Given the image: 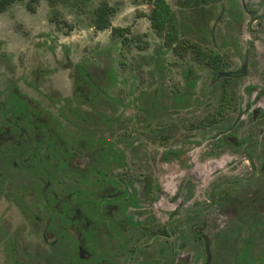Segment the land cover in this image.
Here are the masks:
<instances>
[{
  "label": "flooded vegetation",
  "instance_id": "1",
  "mask_svg": "<svg viewBox=\"0 0 264 264\" xmlns=\"http://www.w3.org/2000/svg\"><path fill=\"white\" fill-rule=\"evenodd\" d=\"M105 1L101 69L0 62V264H264V0H144L133 47Z\"/></svg>",
  "mask_w": 264,
  "mask_h": 264
},
{
  "label": "rangeland",
  "instance_id": "2",
  "mask_svg": "<svg viewBox=\"0 0 264 264\" xmlns=\"http://www.w3.org/2000/svg\"><path fill=\"white\" fill-rule=\"evenodd\" d=\"M107 1L117 9V14L112 19L114 26L134 27L127 36L132 42L127 41L126 45L133 47L135 37L139 38L141 44L138 45L141 46H152L158 43L159 40L149 30L147 19L143 18V15H148L151 9L147 2H143L144 0ZM94 5H96L95 0H85L84 4L78 7H73L71 1L63 2L59 3L55 8L56 12H53L47 1L39 0L38 3L31 5L34 7L33 12H29L25 0L16 2L7 11L0 14V62L13 67L16 73H20L22 65L36 67L46 64L55 67L62 61L60 60L62 50L67 48L73 54H77L73 55L76 60L81 56L80 52L84 51V55L87 54L90 57L92 65L101 69L107 65V61L102 57L104 54L102 56L98 54L101 53L99 51H104L105 45L108 43L112 46H119V44L109 38L108 31L95 32L90 28V8ZM94 50L97 51V54L92 55ZM47 51H53L57 57L56 60ZM131 53L134 54L129 51L126 57H121V63L125 62L129 65V62L135 61L133 55V59H131ZM101 57L103 61L100 60ZM2 66L0 65V71ZM121 69L124 74H121L120 78L131 76L130 66L122 68L121 65ZM140 70L136 73L135 78L138 84L137 93L142 94L148 92L145 89H148L149 83L153 84L154 82L150 81L153 76L151 77L147 73L145 67ZM64 74L53 76V79L63 87L66 85L63 80ZM123 89L121 88L122 92ZM113 90L110 92L114 93ZM65 92L69 91L65 90ZM18 232V228L13 231L15 236ZM1 259L2 254L0 253V263Z\"/></svg>",
  "mask_w": 264,
  "mask_h": 264
},
{
  "label": "trees",
  "instance_id": "3",
  "mask_svg": "<svg viewBox=\"0 0 264 264\" xmlns=\"http://www.w3.org/2000/svg\"><path fill=\"white\" fill-rule=\"evenodd\" d=\"M22 0H0V13L5 11L15 2ZM38 0H29V2H37ZM50 7L55 11V6L58 3L68 0H46ZM71 1L73 7H78L83 5L85 0H69ZM97 1L96 7L92 11V26L96 30H105L110 26V16L113 14V8L108 5L105 0H95ZM152 4H155L156 9L152 12L151 18L154 21V26L160 30L164 28L166 20L169 17V7L166 5L164 0H149Z\"/></svg>",
  "mask_w": 264,
  "mask_h": 264
}]
</instances>
